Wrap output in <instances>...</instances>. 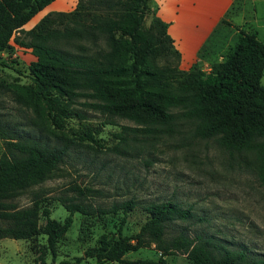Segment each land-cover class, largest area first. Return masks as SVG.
Returning a JSON list of instances; mask_svg holds the SVG:
<instances>
[{"label": "trees", "instance_id": "16d2710c", "mask_svg": "<svg viewBox=\"0 0 264 264\" xmlns=\"http://www.w3.org/2000/svg\"><path fill=\"white\" fill-rule=\"evenodd\" d=\"M52 1L0 0V53L9 51L12 41L34 58L28 65L30 83L15 86V97L47 124L44 130L63 141L49 146L39 134L34 138L0 124L4 144L0 240L44 235L52 260L47 263L39 252L33 264H81L83 259L104 264H166L165 257L175 254L185 255L190 264H264V257L216 246L209 237H191L184 229L166 241L165 231L175 222L201 220L170 200L143 204L144 221L130 236L121 230L126 216L138 206L132 200L104 211L76 198H63L67 215L61 224L49 218L50 210L41 205L38 193L29 206L15 205L18 196L57 171L71 141L62 140L54 131L65 129L72 119L71 105L80 99L90 101L86 106L107 118H123L136 125L121 126L117 133L122 134L115 135L119 145H126L123 133L168 135L187 127L193 138H215L229 155L252 157L256 179L264 188V85L260 84L264 45L252 34L239 30L234 46L209 72L197 66L181 71L179 55L165 24L154 15L152 0H77L71 11L48 13L31 29H21ZM78 140L97 144L90 130H84ZM108 150L124 154L118 146ZM119 210L122 217L113 237L102 235L82 256L54 263L55 244L71 226L74 213L115 216ZM40 218L43 225H39ZM150 246L158 252L156 259H124L127 253Z\"/></svg>", "mask_w": 264, "mask_h": 264}, {"label": "rangeland", "instance_id": "374dc122", "mask_svg": "<svg viewBox=\"0 0 264 264\" xmlns=\"http://www.w3.org/2000/svg\"><path fill=\"white\" fill-rule=\"evenodd\" d=\"M242 11L246 19L254 14L261 20L264 4L255 0L251 6L246 1ZM261 42L264 43V39ZM11 47L0 53V83L3 85L0 124L34 138L39 134L49 146L62 145L63 141L44 130L43 125L47 124L15 97V86L30 83L28 65L34 58L27 49ZM260 84L264 85V71ZM89 102L80 99L71 105L72 119L67 121L64 130L54 131L62 140L71 141L66 155L52 178L14 200L17 207L29 206L33 195L38 193L41 205L50 210L49 218L61 224L67 215L61 204L63 198H76L83 205L104 211L114 204L132 200L138 206L126 216L121 230L123 235L130 236L138 232L144 221L143 204L170 200L189 208L201 220L175 222L165 231L166 241L184 229L191 237L196 234L209 237L216 246L242 250L249 257H264V188L256 179L252 157L229 155L217 146L215 138H193L187 127L168 135L123 133L127 142L119 145L115 135L122 134L117 133L121 126L133 128L136 125L123 118H107L87 107ZM84 130H90L97 144L78 140ZM115 146L123 149L124 154L108 150ZM3 149L0 138V155ZM121 217L120 210L115 216L74 213L71 226L55 244L54 263L82 256L86 249L96 246L102 235L113 237ZM43 223L40 218L39 225ZM39 252H43L47 263L51 262L44 235L29 240H0V264H33ZM157 256L158 252L150 246L127 253L124 259L154 260ZM165 261L166 264H190L186 256L180 254L166 256ZM81 264L104 263L83 259Z\"/></svg>", "mask_w": 264, "mask_h": 264}, {"label": "crops", "instance_id": "0c3cea01", "mask_svg": "<svg viewBox=\"0 0 264 264\" xmlns=\"http://www.w3.org/2000/svg\"><path fill=\"white\" fill-rule=\"evenodd\" d=\"M76 1H52L21 29H31L48 13L71 11ZM246 1L254 6L255 0H152L154 15L165 24L166 34L179 55L177 68L188 71L193 66L210 67L222 62L237 41L239 30L252 34L261 42L264 17L257 20L252 14L246 19L242 11ZM257 1L264 4V0ZM9 44L14 46L12 41Z\"/></svg>", "mask_w": 264, "mask_h": 264}, {"label": "built area", "instance_id": "2783aa9c", "mask_svg": "<svg viewBox=\"0 0 264 264\" xmlns=\"http://www.w3.org/2000/svg\"><path fill=\"white\" fill-rule=\"evenodd\" d=\"M201 70H202V71H210V67L207 66V65H203V66L201 67Z\"/></svg>", "mask_w": 264, "mask_h": 264}]
</instances>
